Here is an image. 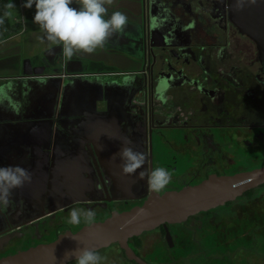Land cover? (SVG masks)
<instances>
[{"label": "flooded vegetation", "instance_id": "af4514ba", "mask_svg": "<svg viewBox=\"0 0 264 264\" xmlns=\"http://www.w3.org/2000/svg\"><path fill=\"white\" fill-rule=\"evenodd\" d=\"M151 2L155 32L140 33L134 69L0 77V167L32 175L0 204V259L85 227L69 223L73 208L100 222L142 205L139 171L165 168L162 194L264 166V0ZM125 138L146 156L135 175L113 158ZM128 247L134 257L118 242L96 251L101 264H264V184Z\"/></svg>", "mask_w": 264, "mask_h": 264}, {"label": "clouds", "instance_id": "9594fccd", "mask_svg": "<svg viewBox=\"0 0 264 264\" xmlns=\"http://www.w3.org/2000/svg\"><path fill=\"white\" fill-rule=\"evenodd\" d=\"M115 0H24L22 7L31 9L35 6L33 23L42 30L37 39L50 45L62 46L63 56L71 60L79 54H93L103 49L111 38L122 34L127 27L128 17L120 11H113L109 15V6ZM254 2V0H253ZM79 7H73V4ZM15 8L14 3L6 5ZM243 7V0H238L237 8ZM9 13H5V17ZM4 18L0 17V25ZM111 139V138H110ZM122 147L113 158L119 156L123 174L135 175L146 163L144 153L128 146L131 140L125 138L121 141ZM147 179L150 191L160 193L170 183L172 176L163 167H156L149 173L147 170L139 171L137 179ZM31 173L20 165L0 167V204L7 205L12 192L30 183ZM69 223L92 227L96 223V213L92 209H71ZM74 239V238H73ZM55 259V257H54ZM103 257L98 251L91 248L78 247L64 253L61 264H101Z\"/></svg>", "mask_w": 264, "mask_h": 264}, {"label": "water", "instance_id": "95a60500", "mask_svg": "<svg viewBox=\"0 0 264 264\" xmlns=\"http://www.w3.org/2000/svg\"><path fill=\"white\" fill-rule=\"evenodd\" d=\"M151 3V0H142L141 33L149 40L155 32L151 23ZM41 122L44 123L45 120L33 123L36 126ZM263 184L264 166H261L231 175L214 174L200 183L180 190L162 194L152 192L142 205L115 212L92 227L85 226L77 232L63 233L50 243L39 244L3 257L0 264H61L66 251L78 247L98 250L115 242L124 247L130 257H134L128 247L130 237L155 229L161 224L182 222L191 215L236 200L247 191Z\"/></svg>", "mask_w": 264, "mask_h": 264}, {"label": "crops", "instance_id": "0c3cea01", "mask_svg": "<svg viewBox=\"0 0 264 264\" xmlns=\"http://www.w3.org/2000/svg\"><path fill=\"white\" fill-rule=\"evenodd\" d=\"M21 1L24 3V0H18L17 4L22 7ZM10 3L16 4V0H9L8 4ZM72 6L79 7L75 3ZM22 8L24 14L13 16L10 14L15 10L8 8L9 21L17 29L0 41V77L13 75L24 65L34 67L56 63L67 72L77 75L108 68L134 69L140 64L136 55L142 27V0H115L114 4L109 6V15L117 10L127 15L128 24L124 32L113 36L103 49H98L93 54L76 55L71 60L63 56L62 46L50 45L47 41L41 43L37 39L43 33L32 21L35 6L31 9ZM34 55L39 58L36 62L33 61Z\"/></svg>", "mask_w": 264, "mask_h": 264}, {"label": "trees", "instance_id": "16d2710c", "mask_svg": "<svg viewBox=\"0 0 264 264\" xmlns=\"http://www.w3.org/2000/svg\"><path fill=\"white\" fill-rule=\"evenodd\" d=\"M9 0H0V17L4 18V23L0 25V41L6 36L10 35L12 32L16 31L17 28L9 21L8 16L5 17V13H8ZM252 191V190H251Z\"/></svg>", "mask_w": 264, "mask_h": 264}, {"label": "rangeland", "instance_id": "374dc122", "mask_svg": "<svg viewBox=\"0 0 264 264\" xmlns=\"http://www.w3.org/2000/svg\"><path fill=\"white\" fill-rule=\"evenodd\" d=\"M22 2V1H21ZM18 3V0H16V7L15 8H12V9H14L15 11H13L11 14H10V16H13V15H22V14H24V9L19 5V4H17ZM22 4H23V2H22ZM27 11V10H26ZM11 19H12V17H11ZM37 27H39V26H37ZM261 189V188H260ZM260 189H258V190H260ZM263 190V189H262Z\"/></svg>", "mask_w": 264, "mask_h": 264}]
</instances>
